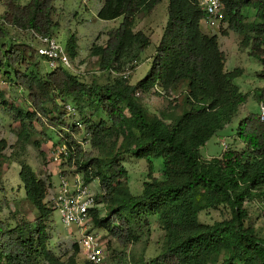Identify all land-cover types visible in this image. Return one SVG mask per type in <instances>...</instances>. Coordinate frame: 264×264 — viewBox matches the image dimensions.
Here are the masks:
<instances>
[{"label":"trees","instance_id":"obj_1","mask_svg":"<svg viewBox=\"0 0 264 264\" xmlns=\"http://www.w3.org/2000/svg\"><path fill=\"white\" fill-rule=\"evenodd\" d=\"M99 1V19L122 18L117 27L107 31L103 46L91 48V55L99 60V70L113 73L124 71L126 66L135 68L132 62L151 45L148 34L134 30L136 15L150 13L166 2L167 20L150 68L136 83L121 74L108 77L105 83L94 79L84 82L61 64L41 74L33 46L19 41H9L7 46L6 40L9 28L52 35L58 26L54 0H2L0 70H15L14 78L8 70L5 76L26 92L28 103V108L22 109L7 108L4 98L0 102L3 111L9 116L13 113L14 120L20 122L12 148L24 150L31 139L29 126L33 121L64 126L66 131L57 142L66 148L67 163L62 165L74 163L85 181H98L95 200L105 205L106 214L92 211L95 228L105 229L112 241L126 247L149 231L151 216L158 219L164 240L160 253L148 264H264V233L246 225L248 211L244 206L250 200H264V120L259 113H250L239 121L235 139L243 142L244 150L228 149L217 157H200V147L233 122L248 95L234 82L241 70H225V54L217 36L203 29L205 12L199 0ZM221 2L226 24L222 33L230 30L242 34L247 54L264 65V0ZM248 7L254 9L251 21L243 12ZM65 50L70 58L77 55L75 35ZM21 65L29 70L18 71ZM155 87V92L165 98L185 91L180 114H172L176 107L171 108L170 101L169 112L147 110L137 95L148 94ZM256 100L264 101V89ZM59 101L69 102L79 120L65 123V116L70 114ZM87 109L95 113L101 109L106 119L92 121L91 115H83ZM54 112L57 115H51ZM80 124L88 136L89 152L74 137L80 133ZM33 144L39 146L38 141ZM7 147L6 140L0 138V177L6 163L18 162L25 197L37 216L28 220L15 211L8 220H0V264H94L83 256L78 258L77 242L65 261L49 248L46 222L53 209L44 202L45 181L36 177L16 151L6 155ZM126 153L145 159L150 170L153 159H163L161 178L144 180L139 195H133L127 186L128 173L121 160ZM221 205L230 218L213 223L199 220L201 212ZM106 248H110L109 243ZM113 257L116 264H127L124 251Z\"/></svg>","mask_w":264,"mask_h":264},{"label":"rangeland","instance_id":"obj_2","mask_svg":"<svg viewBox=\"0 0 264 264\" xmlns=\"http://www.w3.org/2000/svg\"><path fill=\"white\" fill-rule=\"evenodd\" d=\"M28 0H20L21 3H26ZM56 8L55 19L58 26L51 36H54L59 44L66 48V43L72 35L76 36L77 41V55L71 58L73 71L78 74L84 82H91L93 79L98 83H105L108 77L114 78L122 73L131 83H136L143 78L151 64V59L154 54L155 45L158 43L166 23V2L158 4L150 13L140 12L136 15L134 20V30H142L151 38V45L141 54L137 61L132 62L136 67L129 69L126 66L122 72L100 71V63L98 58L91 55V48L93 45H103L107 39V31L117 27L122 18L114 20H101L97 17L98 6L101 5L99 0H54ZM2 0H0V13L4 11ZM244 15L247 21H251L254 16V9L248 7L244 9ZM203 29L209 33L217 36L221 50L225 54V70L231 71L235 68L241 70L234 82L239 86L240 91L248 95V99L244 105L240 107L239 115L234 118L233 122L226 126L222 131L214 135L206 144L200 147V157L202 159H209L211 157L219 156L224 150L235 149L242 151L245 149L243 142L235 139V130L239 121L250 113H258V103L256 98L259 96L261 90L264 89V65L256 57H251L247 54V48L242 44V34L233 31H228L226 34L222 33V29L226 28L223 23L218 28H210L206 24H202ZM7 46L12 42H26L31 46L36 47L38 41L31 31H20L16 28H9ZM41 74L50 70L51 68L41 57H37ZM18 71L29 70L25 65H21ZM5 70L10 72L14 78V69L0 70V102L4 98L7 102V108L12 106L26 109L28 103L26 99V92L20 88L14 80L6 78ZM156 87L148 94L142 95L140 92L137 95L142 98V103L145 105L150 113L160 114L161 111H167V103L170 101L173 115L181 113L182 101L185 98V91L181 89L177 93L170 94L171 96L165 98L162 94L155 92ZM69 103V102H67ZM58 104L61 106V102ZM50 107V106H49ZM94 112L92 109H87L83 114L85 117L91 115L92 121L99 119H106V116L100 112ZM51 115H57L54 112ZM50 115V116H51ZM82 115V116H83ZM80 115L65 116V123L72 124L79 120ZM26 124L29 125L27 121ZM80 133L75 135L76 142L83 148L84 151L89 152L91 147L89 145L87 135L84 132V125L80 124ZM31 132V139L25 146L23 151H18V148H12L16 143V133L20 130V122L14 120L13 113L10 116L3 111V106H0V138L6 140L8 147L4 151L6 155H10L12 150L16 151L18 157L27 162L33 169L37 178L45 181L46 194L44 202L50 204V197L56 186L59 185V175L66 173V176H73L77 172V165H62L65 163V157L60 156L58 160H53V156L58 149H61V136L66 131L64 126H52L44 123L43 125L33 121L29 126ZM86 137V138H85ZM34 141L39 142V146L33 144ZM96 155L97 152L95 151ZM61 155V154H59ZM123 165L125 166L128 179L127 186L133 195H139L142 191V183L148 177L161 178L163 159H153V168H148V163L145 159H138L132 153H126L121 156ZM67 163V162H66ZM20 165L16 161H9L4 165L3 172L0 177V220H8L10 214L17 211L20 216L28 220H33L37 216V211L33 205L25 197V190L23 183L19 177ZM71 179V177H69ZM73 182V179L72 181ZM94 187L95 194L99 193L98 181L94 180L90 184V188ZM244 206L248 211V218L246 225L253 226L256 231L264 233V200L254 199L245 202ZM100 216L106 214L104 204L99 207ZM230 218L229 211L221 206L211 208L203 211L199 215V220L203 223H213L223 219ZM46 228L50 235L49 248L62 261H65L71 253V246L77 241L79 236L76 227L73 230L65 226L60 219V215L54 209L49 215ZM101 237V244L110 248L105 249L104 264H116L114 254L116 252H125V261L127 264H148L157 254L160 253L163 240L164 231L162 230L158 219L155 216L150 217V229L144 231L142 237L137 242H131L126 247H122L110 239L108 232L103 228H92ZM78 258H82L78 254ZM80 261V260H77Z\"/></svg>","mask_w":264,"mask_h":264},{"label":"built area","instance_id":"obj_3","mask_svg":"<svg viewBox=\"0 0 264 264\" xmlns=\"http://www.w3.org/2000/svg\"><path fill=\"white\" fill-rule=\"evenodd\" d=\"M199 5L205 12L204 23L207 26L218 28L224 23L221 0H199ZM31 32L38 41V45L34 47L37 55L43 58L51 69L61 64L73 71L70 56L54 36H44L35 31ZM126 73L124 72L122 75L127 77ZM61 107L70 115L76 114L75 109L68 103H62ZM258 108L260 120H264V101L258 103ZM223 146L224 150H226V145L223 144ZM60 156H66L64 145H61V149L56 151L53 160H58ZM72 179L73 182H71ZM59 180V185L56 186L49 199V205L53 210L56 209L58 211L61 222L70 231L73 230V226L76 227L79 234L76 242L81 255L94 264H104L106 248L101 244V237H99L98 233L92 230V228H95L92 211H99V207L102 204L95 200L96 191L94 192V187L90 188V184L96 179L87 182L82 174L77 171L74 172L73 176L60 174Z\"/></svg>","mask_w":264,"mask_h":264},{"label":"crops","instance_id":"obj_4","mask_svg":"<svg viewBox=\"0 0 264 264\" xmlns=\"http://www.w3.org/2000/svg\"><path fill=\"white\" fill-rule=\"evenodd\" d=\"M100 2V1H99ZM101 6V5H100ZM100 6H98L99 8H100ZM98 8V9H99ZM98 11V10H97ZM2 13V12H1ZM97 14V13H96ZM102 20V19H101ZM103 21V20H102ZM55 31V30H54ZM54 31H53V33H54ZM77 42V41H76ZM104 45V44H103ZM103 45H101V46H103ZM94 57H96V56H94ZM97 58V57H96ZM240 141V140H239Z\"/></svg>","mask_w":264,"mask_h":264}]
</instances>
